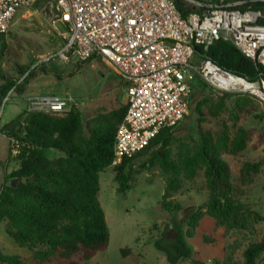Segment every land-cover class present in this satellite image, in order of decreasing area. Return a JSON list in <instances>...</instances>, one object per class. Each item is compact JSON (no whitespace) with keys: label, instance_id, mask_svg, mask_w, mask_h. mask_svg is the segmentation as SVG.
Returning a JSON list of instances; mask_svg holds the SVG:
<instances>
[{"label":"rangeland","instance_id":"1","mask_svg":"<svg viewBox=\"0 0 264 264\" xmlns=\"http://www.w3.org/2000/svg\"><path fill=\"white\" fill-rule=\"evenodd\" d=\"M63 30L60 23L53 25L43 17L40 5L19 9L7 31L0 34V84L7 79H17L33 65L28 72V83L23 87L28 92L26 95L71 96L76 101L75 108L81 111L84 128H88L97 124L103 115L125 105V88L101 60H62L57 53L61 48L59 32ZM47 56L51 57L49 61L40 62ZM241 96L247 99L238 107L235 101ZM15 97L16 93H12L3 105V119L9 115V107L25 104ZM18 100L21 101L18 103ZM218 105L220 110L214 115L213 108ZM198 127L214 135L222 132L229 138L238 128L244 129L243 149L236 155L223 152L221 159L229 169L232 197L247 210L264 217V105L253 96L223 93L195 78L186 113L171 130L172 138L167 145L170 161L177 164L180 158L195 152ZM154 149L147 147L132 160L130 178L123 191L118 190L119 183L114 179L117 164L99 172L98 200L104 211L109 239L104 249L81 264H170L153 242L160 237L165 224L181 219V212L162 209V194L166 191V201L182 208H195L207 201L208 192L200 168H196L191 178L182 170L166 172L157 160L152 161L150 153ZM45 155L48 158L64 156L52 148L46 149ZM246 163L257 164V170L248 178H242L240 171ZM5 226L6 222L0 221V253L14 254L21 264H32L28 247L10 238ZM187 228L183 217L182 233ZM263 235L264 221L248 222L245 229L226 231L212 217L203 215L193 236H184L192 250L190 257L176 264H241L247 245ZM123 248L129 251L123 254ZM254 264H264V250Z\"/></svg>","mask_w":264,"mask_h":264},{"label":"trees","instance_id":"2","mask_svg":"<svg viewBox=\"0 0 264 264\" xmlns=\"http://www.w3.org/2000/svg\"><path fill=\"white\" fill-rule=\"evenodd\" d=\"M172 1L182 16L199 10L188 0ZM195 50L221 68L250 79L261 72L257 63L228 42L217 40L206 50L195 45ZM28 78L16 86L17 94L24 91ZM13 84L14 80L10 79L0 84V105ZM241 95L251 97L249 94ZM244 98L246 96L238 97L235 104L242 106L247 99ZM215 107L214 115L220 110V105ZM125 109L126 105L110 111L88 128H84L81 111L77 108H71L63 115L24 111L18 116L23 117L22 129L8 136L17 137L23 145L15 158L8 154L17 161V167L7 177L16 181L13 186L7 181L0 189V221L6 222L5 233L10 238L28 247L32 264H81L107 246L109 232L98 200V174L112 164L115 131ZM172 128H162L145 147L155 148L150 153L152 161L157 160L166 172L182 170L189 178L195 176L196 168H200L208 192L207 201L195 208H182L166 201V191L162 194L161 208L181 212V219L165 224L153 245L164 254L168 263L176 264L178 260L190 257L192 250L184 236H193L203 215L212 217L226 231L245 229L248 222L255 224L264 221V217L247 210L244 204L232 197L229 169L221 159L223 152L236 155L243 149L246 140L244 129L238 128L229 138L222 132L214 135L198 127L195 152L183 156L175 164L167 155ZM50 148L64 156L48 158L45 150ZM136 155L124 158L114 166V179L119 183V191L127 188L126 182L131 174L129 167ZM256 170L257 164L246 163L240 175L248 178ZM183 217L188 225L185 233L181 230ZM263 250L264 235L247 245L241 264H254ZM128 251L129 248L121 249L123 254ZM0 264L21 262L14 254L0 253Z\"/></svg>","mask_w":264,"mask_h":264},{"label":"built area","instance_id":"3","mask_svg":"<svg viewBox=\"0 0 264 264\" xmlns=\"http://www.w3.org/2000/svg\"><path fill=\"white\" fill-rule=\"evenodd\" d=\"M188 1L199 10L182 16L172 0H0V33L19 9L40 5L44 18L64 28L57 53L62 60L98 59L113 70L126 95L114 136L115 165L143 150L162 128L178 124L197 77L215 90L249 94L264 105V0ZM217 40L233 45L261 72L250 79L196 52L195 45L206 50ZM32 67L14 80L0 113ZM26 103L28 112L56 115L77 106L71 96L53 93L28 95ZM8 144L15 158L23 142L8 136Z\"/></svg>","mask_w":264,"mask_h":264},{"label":"crops","instance_id":"4","mask_svg":"<svg viewBox=\"0 0 264 264\" xmlns=\"http://www.w3.org/2000/svg\"><path fill=\"white\" fill-rule=\"evenodd\" d=\"M28 92L25 90L21 92L20 94L16 93V99H22L25 104H20L19 107H16L13 105L12 107H9V110L7 111V115L4 119L2 118L3 115V109L0 113V189L2 185L9 181L8 175L9 173L17 167V161L11 159L9 157V144H8V135H11L13 132L20 131L22 129L23 124V117L18 118V116L26 111V97L28 95ZM21 100H18V103Z\"/></svg>","mask_w":264,"mask_h":264},{"label":"water","instance_id":"5","mask_svg":"<svg viewBox=\"0 0 264 264\" xmlns=\"http://www.w3.org/2000/svg\"><path fill=\"white\" fill-rule=\"evenodd\" d=\"M15 181H16V180H14V179H10V180L8 181V184L11 185V186H13V185L15 184Z\"/></svg>","mask_w":264,"mask_h":264}]
</instances>
